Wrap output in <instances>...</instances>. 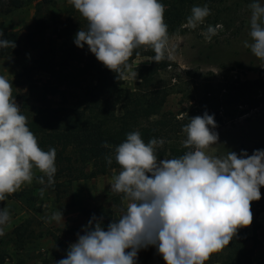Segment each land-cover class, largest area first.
<instances>
[{"label": "clouds", "instance_id": "9594fccd", "mask_svg": "<svg viewBox=\"0 0 264 264\" xmlns=\"http://www.w3.org/2000/svg\"><path fill=\"white\" fill-rule=\"evenodd\" d=\"M87 21L74 37V44L88 50L118 80H136L130 57L140 50L155 53L151 62L168 58L169 33L164 20L165 5L160 0H69ZM250 31L244 47L264 61V3L252 0ZM211 14L207 5L194 6L187 27L196 29ZM220 25H209L204 35L211 39ZM16 44L0 31V48ZM189 118V117H188ZM214 114L189 118L182 127L187 151L179 157L160 159L157 150L166 141L151 138L147 143L139 131L112 150L119 172L112 177L110 191L121 194L127 206L117 220L105 226L95 214L82 226L83 234L71 243L65 258L55 264H137L138 252L155 247L165 264H205L221 252L237 235L238 229L253 222L251 202L261 199L264 186V149L251 155L229 150L223 156L209 155L206 149L220 144ZM56 149L44 151L27 126V117L13 96V84L0 76V202L33 180L41 185V195L55 184ZM34 169L43 175L36 176ZM11 214L0 209V236ZM63 221L61 210L49 221Z\"/></svg>", "mask_w": 264, "mask_h": 264}, {"label": "trees", "instance_id": "16d2710c", "mask_svg": "<svg viewBox=\"0 0 264 264\" xmlns=\"http://www.w3.org/2000/svg\"><path fill=\"white\" fill-rule=\"evenodd\" d=\"M51 1L42 0L32 23L27 24V28H33L28 34L30 40L32 34L42 33L47 29V22L41 15V6ZM220 1L160 0L166 6L164 20L168 25L169 36L178 32L187 23L192 7L204 5L211 7ZM26 3L27 0H0V13L20 9ZM86 27L87 21L72 7L59 31L65 45L64 55L59 57L54 49H44L23 68L17 81H10L13 84V96L19 100L21 112L27 117V126L37 137L39 147L44 151L50 147L56 149L55 184L46 189L54 191L58 199L71 190L76 181L106 175L119 169L114 158L111 165L106 163L105 156L112 150L102 147L103 142L107 141L114 148L126 139L127 133L139 131L146 143L151 138H162L166 141L163 147L157 150L160 159L179 157L187 151L182 145L186 138L182 132L183 125L189 122V118L203 115V105L206 104L210 108L214 106L216 113L220 111L221 106H216L217 99L213 101L206 97L204 101L195 103L187 109L178 111L164 109L173 91L171 86L161 79V74L173 65L169 55L159 63L149 61L147 64L136 66L138 81L134 89L126 87L124 80H118L116 73L97 61L87 45L81 49L74 44L77 31ZM4 38L14 41L16 47L0 48V57L19 55L22 51L20 32L17 30L5 32ZM154 55L151 50H140L139 55L134 53L130 57L129 63L132 64L138 57L150 58ZM72 61L80 62L74 77L67 65ZM41 74H46L47 78ZM73 80L79 86L78 91L74 93L70 90L64 91L62 87L67 88ZM236 82L238 85L234 84V87L237 97L246 94L251 103L238 114L228 113L231 115L230 119L247 114L264 102V71L260 72L256 79ZM15 84L25 86L23 95L16 93ZM56 90L64 96L61 101H56L52 97ZM259 95L261 97H258ZM118 106H122L121 112H118ZM214 119L217 126L224 121L216 116ZM261 199H264V187ZM113 202L118 206L122 204L119 196H113ZM251 209L255 210L257 215L261 212L255 201L251 202ZM93 214L103 217L105 230L108 223L116 220L113 210L106 206L90 209L87 212V223ZM261 226L259 221L253 219L251 230L247 227L238 229L230 244L221 252L212 254L205 264H264V259L255 260L256 248L260 242L258 231ZM13 232L20 246H24L35 234L29 224H20ZM55 241L58 247L42 260V264H55L56 261L65 258L67 252L65 243L59 239ZM154 259L160 264H165L157 252Z\"/></svg>", "mask_w": 264, "mask_h": 264}, {"label": "rangeland", "instance_id": "374dc122", "mask_svg": "<svg viewBox=\"0 0 264 264\" xmlns=\"http://www.w3.org/2000/svg\"><path fill=\"white\" fill-rule=\"evenodd\" d=\"M42 0H27L20 9L0 13V31L8 32L17 30L21 35L22 51L13 57H0V76L9 81H17L23 68L31 60L38 57L44 49H54L59 57L64 55L65 45L59 35L60 27L69 15L72 4L69 0H52L41 6V15L47 22V29L42 33L28 34L33 31L27 28L32 23L37 7ZM252 0H221L209 6L211 14L205 22L196 29L187 27V23L176 33L169 36V57L172 67L161 74L164 83L173 90L164 107L166 110L178 111L187 109L195 103L204 101L206 97L216 101L220 111L216 108L203 105L202 112L214 114L224 121L214 131L219 134V143L206 149L209 155L223 156L229 150L237 154L246 150L249 155L256 149H264V102L249 113L230 119L232 113L243 111L251 103L243 94L239 98L235 92L237 80L248 81L259 77L264 71V61L256 58L250 49L244 47V41L251 42L250 10L248 5ZM264 3V0H261ZM202 7V6H201ZM74 18V15L73 17ZM211 25H220L217 35L211 41L205 39L203 32ZM147 56L136 58L131 64L133 70L140 64L149 63ZM72 77L78 72L79 61L68 64ZM46 77V74H41ZM125 86L134 89L136 80H124ZM16 93L23 95L25 86L15 84ZM62 87V86H61ZM79 86L75 80L64 91L72 93L78 91ZM54 89H52L53 91ZM53 99L61 101L64 96L56 90ZM207 93L206 95H204ZM246 93V90L244 91ZM258 97H261L259 95ZM17 103L19 100H16ZM216 103V102H215ZM202 106V105H201ZM118 112L122 106H118ZM115 169L109 174L95 178L74 182L71 190L59 199L54 191L45 189L41 195V184L35 179L31 184L22 185L16 193L0 202V209L6 207L11 219L5 226V234L0 236V264H42V260L58 247L55 239L65 243V249L77 240V233L83 234L82 226L87 223V212L90 209L106 206L113 210L116 220L122 215L127 206V201L121 194L110 191L112 177L119 172ZM35 175L40 172L34 169ZM262 186L260 191L262 192ZM113 196L121 198V206L113 202ZM261 209L259 215L251 209L253 219L261 223L258 231L260 242L256 248L255 260L264 259V199L255 201ZM61 210L63 221L57 223L49 221L52 213ZM20 224H29L35 231L34 237L24 246H20L13 232ZM252 229V224L247 227ZM156 248L149 246L138 252L137 264H160L154 259Z\"/></svg>", "mask_w": 264, "mask_h": 264}]
</instances>
